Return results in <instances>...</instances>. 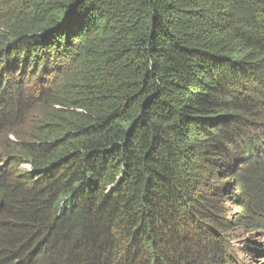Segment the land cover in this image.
Wrapping results in <instances>:
<instances>
[{
  "label": "trees",
  "instance_id": "1",
  "mask_svg": "<svg viewBox=\"0 0 264 264\" xmlns=\"http://www.w3.org/2000/svg\"><path fill=\"white\" fill-rule=\"evenodd\" d=\"M263 214L264 0H0V264H231Z\"/></svg>",
  "mask_w": 264,
  "mask_h": 264
},
{
  "label": "rangeland",
  "instance_id": "2",
  "mask_svg": "<svg viewBox=\"0 0 264 264\" xmlns=\"http://www.w3.org/2000/svg\"><path fill=\"white\" fill-rule=\"evenodd\" d=\"M25 167L28 168V166H25ZM229 178H228V180H230ZM222 191H223V189H222ZM219 206H220V208H223V211L220 212L221 216H224V217L228 216L229 217V214L235 213V208L233 207V204L231 203L230 200L222 201L219 204ZM234 234L237 236L235 241H236V244H238L237 245L238 251H236V253H238L240 251V255H241L240 258L246 263V259H248V257H249V259L254 258V257L246 255L242 250L243 247L245 246V243H246L245 240L250 241V238L247 237L249 235V232H246L243 229H238L236 232H234ZM261 235H262L261 233L253 235L254 238H252V241H255V238L258 239V241H260V243L256 241V244L254 245V249H258L259 246L261 248H263L261 246V244H262L261 241H263L264 237ZM237 241H240V242H237ZM254 255L259 256V257L255 258V262L253 261L252 264H264V254L257 255L256 253H254Z\"/></svg>",
  "mask_w": 264,
  "mask_h": 264
},
{
  "label": "bare ground",
  "instance_id": "3",
  "mask_svg": "<svg viewBox=\"0 0 264 264\" xmlns=\"http://www.w3.org/2000/svg\"><path fill=\"white\" fill-rule=\"evenodd\" d=\"M235 239H236V237H235L234 240H233V241H234V244H236ZM237 242H238V241H237ZM237 245H238V244H236V246H233V247H232V251H230V255H231V254L234 255V256L237 255V253H236V251H235V249L238 248ZM228 246H229V245H228ZM228 251H229V250H228ZM254 256H255V255H254ZM238 259H239V257H238V258H237V257H236V258L234 257L233 263H231V262H232L231 259H229V261H230L231 264H242V263H240V261H239ZM237 262H238V263H237ZM243 262H244V261H243ZM244 263H245V262H244Z\"/></svg>",
  "mask_w": 264,
  "mask_h": 264
},
{
  "label": "clouds",
  "instance_id": "4",
  "mask_svg": "<svg viewBox=\"0 0 264 264\" xmlns=\"http://www.w3.org/2000/svg\"><path fill=\"white\" fill-rule=\"evenodd\" d=\"M28 168H29V166H28Z\"/></svg>",
  "mask_w": 264,
  "mask_h": 264
}]
</instances>
